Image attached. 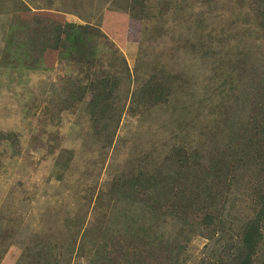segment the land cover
<instances>
[{"label":"rangeland","instance_id":"obj_1","mask_svg":"<svg viewBox=\"0 0 264 264\" xmlns=\"http://www.w3.org/2000/svg\"><path fill=\"white\" fill-rule=\"evenodd\" d=\"M16 1L0 0V264H26L24 250L42 241L87 264L86 234H140L130 224L142 213L111 194L113 182L165 175L177 149L202 164L228 154L264 84V0ZM40 16L84 27L79 52L63 42L26 67L15 34ZM104 81L110 97L94 108L90 87ZM149 86L162 101L142 93ZM235 174L225 230L252 214L255 170ZM143 220L150 239L148 226L175 244V264L212 263L228 240Z\"/></svg>","mask_w":264,"mask_h":264},{"label":"trees","instance_id":"obj_2","mask_svg":"<svg viewBox=\"0 0 264 264\" xmlns=\"http://www.w3.org/2000/svg\"><path fill=\"white\" fill-rule=\"evenodd\" d=\"M15 3L21 2L17 0ZM130 10L137 17L138 12ZM261 26L264 27V22ZM85 35L84 27L60 25L40 16L35 17L33 22L20 24L13 38L20 56L30 59L26 67H31L44 52L57 50L63 42L66 44L63 53H78L84 45ZM91 86L90 99L95 108L109 99L110 92L105 81ZM158 92L155 86L142 91L149 99L159 103L162 99L161 92ZM255 97L258 98L250 103V114L244 126L238 128L233 137L231 135L232 141L227 142L228 154H221L219 150L218 156H212L208 164H202L197 157L192 158L184 150L177 149L168 159L165 175L113 182L111 194L127 201L128 208L137 207L142 213L137 220L131 219L130 224L131 228L139 223L137 233L140 234L133 231L127 236L124 230L109 236V239L106 235L97 238L92 233L86 234V241L93 240L83 252L87 264H175L173 249L177 247L162 243L158 239L162 234L152 232L148 226L147 230L153 233L150 239V234L143 230L144 217L154 221L155 225L173 221L181 224L182 228L208 230L211 233L207 232L209 238L214 229H218L219 236L228 233L225 246L212 263L206 264H264V84ZM251 166L255 170L253 179L256 180L252 182L248 197L252 214L234 228L230 226L225 230V221L221 219L225 203L223 197L230 186L237 183L235 173ZM73 248L74 244L66 251L70 254ZM77 249L81 251L79 244ZM22 258L26 264H66L64 255L55 246L43 241L27 247Z\"/></svg>","mask_w":264,"mask_h":264}]
</instances>
